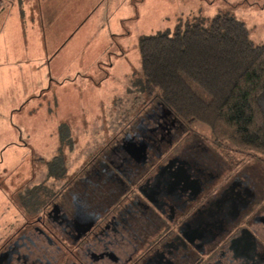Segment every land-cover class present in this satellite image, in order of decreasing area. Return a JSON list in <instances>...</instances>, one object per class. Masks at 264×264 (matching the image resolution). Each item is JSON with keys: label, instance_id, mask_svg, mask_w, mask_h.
<instances>
[{"label": "flooded vegetation", "instance_id": "obj_1", "mask_svg": "<svg viewBox=\"0 0 264 264\" xmlns=\"http://www.w3.org/2000/svg\"><path fill=\"white\" fill-rule=\"evenodd\" d=\"M136 106L0 235V264H264V163Z\"/></svg>", "mask_w": 264, "mask_h": 264}, {"label": "rangeland", "instance_id": "obj_2", "mask_svg": "<svg viewBox=\"0 0 264 264\" xmlns=\"http://www.w3.org/2000/svg\"><path fill=\"white\" fill-rule=\"evenodd\" d=\"M35 1L0 0V64L16 72L0 80V235L19 218L20 194L59 185L49 162L74 172L132 113L140 38L223 12L264 42V0ZM35 6L41 18H30Z\"/></svg>", "mask_w": 264, "mask_h": 264}, {"label": "trees", "instance_id": "obj_3", "mask_svg": "<svg viewBox=\"0 0 264 264\" xmlns=\"http://www.w3.org/2000/svg\"><path fill=\"white\" fill-rule=\"evenodd\" d=\"M138 48V93L204 125L213 143L264 163V42L255 44L242 21L220 12L207 24L196 19L173 34L144 36ZM59 160L48 163L50 172L63 171ZM46 187L27 189L20 203L37 202Z\"/></svg>", "mask_w": 264, "mask_h": 264}, {"label": "crops", "instance_id": "obj_4", "mask_svg": "<svg viewBox=\"0 0 264 264\" xmlns=\"http://www.w3.org/2000/svg\"><path fill=\"white\" fill-rule=\"evenodd\" d=\"M33 1L36 2L35 0H33ZM58 2H59V0H58ZM43 13H44V11L42 9V6H39V7L35 6L34 7V11L30 13V18H32L31 15L33 16V14L37 15V18L38 17L41 18V16H43ZM3 66H5L4 69H3ZM11 67L12 66L7 64V63H6V65L0 64V80L4 79V80H7V81L8 80L11 81V79H13V77L16 75V72H14Z\"/></svg>", "mask_w": 264, "mask_h": 264}]
</instances>
